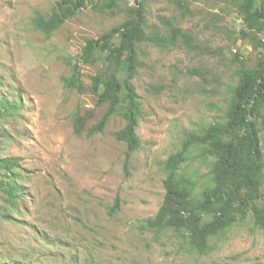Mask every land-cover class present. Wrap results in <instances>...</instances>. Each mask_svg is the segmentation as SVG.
I'll return each instance as SVG.
<instances>
[{
    "label": "rangeland",
    "instance_id": "1",
    "mask_svg": "<svg viewBox=\"0 0 264 264\" xmlns=\"http://www.w3.org/2000/svg\"><path fill=\"white\" fill-rule=\"evenodd\" d=\"M62 1L0 0V161L15 163L0 168V183L17 195L12 205L0 187V264H264L251 211L209 240L208 255L183 231L144 229L164 200V162L187 132L227 122L241 70L262 75L252 118L264 160V0H83L46 36L33 20ZM137 21L130 83L140 145L126 162L123 90L103 129L94 127L108 110L104 82L126 78L125 51L104 41ZM216 161L193 147L178 174L198 195L213 185ZM260 194L262 208L264 179Z\"/></svg>",
    "mask_w": 264,
    "mask_h": 264
},
{
    "label": "trees",
    "instance_id": "2",
    "mask_svg": "<svg viewBox=\"0 0 264 264\" xmlns=\"http://www.w3.org/2000/svg\"><path fill=\"white\" fill-rule=\"evenodd\" d=\"M83 7V0H63L48 20L37 17L33 20L35 28L49 36L71 15L75 9ZM264 11V10H263ZM126 31L112 33L104 41L107 47L116 46L117 53L125 51L124 59L126 78L120 84L115 79L104 82V90L99 94L100 103H108L107 113L94 127L96 132L103 129L108 117L116 111L119 103L118 94L123 90L124 98L122 117L124 128L117 138L127 145L126 162L129 155L139 145L136 135L137 119L140 115V102L131 80L135 71V52L133 43L140 40L139 22ZM99 43L89 42L83 58L87 61ZM118 54V55H119ZM262 75L252 76L246 70L239 72L237 85L238 100L232 102L227 110V122L214 124L201 133L187 132L181 151L171 155L163 164L167 173L164 182L165 196L161 207L153 218L145 221L144 229L159 234L166 229L184 232L191 250L200 255L210 252L209 240L229 229L237 215H246L251 211L254 224L264 230V207L257 206L261 198L260 187L264 179V160L260 149L257 123L252 116L260 99V81ZM98 91L97 85L95 86ZM193 147H203L206 154L217 158L213 175V185L195 194L196 182L190 177L178 174L179 167L186 161L187 153ZM15 163L10 160L0 161V168L10 172ZM4 183H0L3 187ZM4 193L9 201L17 198L16 186L11 182L5 185ZM13 205V203L11 202ZM212 215L211 220L205 217Z\"/></svg>",
    "mask_w": 264,
    "mask_h": 264
},
{
    "label": "built area",
    "instance_id": "3",
    "mask_svg": "<svg viewBox=\"0 0 264 264\" xmlns=\"http://www.w3.org/2000/svg\"><path fill=\"white\" fill-rule=\"evenodd\" d=\"M263 8H264V5H263ZM261 41L264 42V38Z\"/></svg>",
    "mask_w": 264,
    "mask_h": 264
}]
</instances>
